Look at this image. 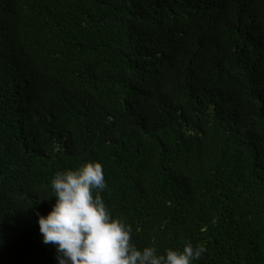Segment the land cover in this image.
<instances>
[{
  "label": "trees",
  "instance_id": "obj_1",
  "mask_svg": "<svg viewBox=\"0 0 264 264\" xmlns=\"http://www.w3.org/2000/svg\"><path fill=\"white\" fill-rule=\"evenodd\" d=\"M90 161L138 248L264 264V0H0V264Z\"/></svg>",
  "mask_w": 264,
  "mask_h": 264
},
{
  "label": "clouds",
  "instance_id": "obj_2",
  "mask_svg": "<svg viewBox=\"0 0 264 264\" xmlns=\"http://www.w3.org/2000/svg\"><path fill=\"white\" fill-rule=\"evenodd\" d=\"M107 187L97 161L59 171L51 180L55 203L37 216L42 242L55 246L59 264H193L207 251L191 242L163 253L154 243L138 248L132 226L108 209L101 195Z\"/></svg>",
  "mask_w": 264,
  "mask_h": 264
}]
</instances>
